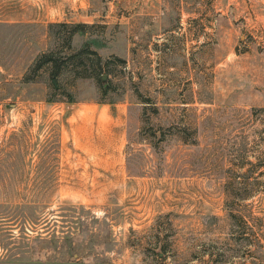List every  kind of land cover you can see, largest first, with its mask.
I'll list each match as a JSON object with an SVG mask.
<instances>
[{
  "label": "rangeland",
  "instance_id": "rangeland-1",
  "mask_svg": "<svg viewBox=\"0 0 264 264\" xmlns=\"http://www.w3.org/2000/svg\"><path fill=\"white\" fill-rule=\"evenodd\" d=\"M0 264H264V0H0Z\"/></svg>",
  "mask_w": 264,
  "mask_h": 264
},
{
  "label": "trees",
  "instance_id": "trees-1",
  "mask_svg": "<svg viewBox=\"0 0 264 264\" xmlns=\"http://www.w3.org/2000/svg\"><path fill=\"white\" fill-rule=\"evenodd\" d=\"M79 26H75L73 29H71L70 33H69V37L71 38L76 32L79 31ZM85 54H89L93 57L96 58V64H91L89 68H86V66H84L81 62H79V59H81V56L85 55ZM115 61L117 62H121L123 63V60H120L116 57H112ZM69 60H76L78 67H82L83 68V72L81 74H79L80 78H93L95 80L98 81V83L100 85L103 84V80L101 79V77L104 75L103 74V66L101 64L100 61V57L98 56V54L95 51L89 50L88 48L82 49L80 51H78L77 53L71 55L69 58ZM65 60H62V58H55L52 59L50 56H43L40 60H38V63L36 64V66L34 67L35 70L39 69L41 67V64L44 63H52V65L50 66V70L52 71V76L54 79L57 78L58 74H59V70L61 68V65L64 64Z\"/></svg>",
  "mask_w": 264,
  "mask_h": 264
}]
</instances>
